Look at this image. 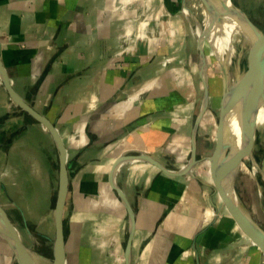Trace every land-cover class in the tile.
Here are the masks:
<instances>
[{"label":"crops","instance_id":"1","mask_svg":"<svg viewBox=\"0 0 264 264\" xmlns=\"http://www.w3.org/2000/svg\"><path fill=\"white\" fill-rule=\"evenodd\" d=\"M175 3L0 0V63L8 82L65 147L73 188L64 264H264L211 188L204 158L212 140L205 133L213 125L214 135L217 119L209 105L197 130L194 177L130 161L115 173L133 212L131 235L127 209L109 182L122 155L145 153L169 170L185 165L184 149L190 156L204 88L197 64L183 55L184 14ZM9 103L0 80V193L18 189L24 178L26 185L39 182L55 168V153L59 171L48 130L26 112L9 117L16 111ZM0 264H14L1 235Z\"/></svg>","mask_w":264,"mask_h":264},{"label":"rangeland","instance_id":"2","mask_svg":"<svg viewBox=\"0 0 264 264\" xmlns=\"http://www.w3.org/2000/svg\"><path fill=\"white\" fill-rule=\"evenodd\" d=\"M174 2H176V7H174L175 10L176 8H180L187 13L186 15L189 14V21L184 15L182 18V20L184 19L183 24L185 27L182 29V33L185 35V48L183 55H190V62L193 65L197 64L198 70V59L200 52V46L198 44L199 40H197L198 34L200 41L203 42L202 50L205 55V62L207 64L208 78L206 79L209 89L208 105L212 109L213 118L214 121H216L218 107L222 102V92L220 89L222 73H220V62L217 59L219 58L220 48L218 47L217 41L220 39V37L223 39V33L225 32L226 27V15L218 10L204 14L199 6V2L196 0H174ZM232 2L236 8L240 9L248 16L249 20L252 21L260 31L264 32V0H232ZM181 54L182 52L180 51V55ZM248 64L249 62L247 58L237 55L233 58L231 69L236 74V76H238L245 71ZM197 81L198 84H200L199 78H197ZM212 131L213 125H209L205 134L211 138L212 142L210 144L209 150H206L207 155L212 152L214 146V135L212 134ZM39 139L40 140L35 143L36 149L38 148L37 151L42 148V145L45 142L44 138L41 137ZM199 141H201V137L199 138ZM252 141V159L256 164V168L254 169L255 178H252L251 176L252 161L249 159V157H244L234 179V190L242 209L246 211L261 228H264V224H262L264 223V178H262L264 177V139H260L256 135L254 138H252ZM183 151L185 153L183 161L187 162L189 159V151L186 149ZM52 157V160L55 162V168H52V172L46 175L40 174L38 178L39 182L26 185L24 178L23 183L21 182L18 184V189L0 193V205L7 214L14 234L27 248L35 249L39 255L50 260L52 259L53 248L51 239H54L53 203L55 198L54 196L57 194L58 178L56 153ZM41 161H44V159L42 158ZM132 163H136L135 165L137 168L140 166L149 165L148 163L144 164L141 162ZM49 183L51 184L52 189L50 191H46L47 184L49 186ZM258 186L260 191L258 190ZM43 188H45V190ZM71 188H73L72 178L69 176L68 190L65 197L62 215L63 235L65 232L67 234L69 227L65 224V219L72 210ZM48 193L49 195L51 193L53 196L51 201L52 204H49L50 201L48 199ZM67 235L69 236V232ZM45 237L50 239L47 240ZM67 240L69 241L70 239L68 238ZM73 250L72 243L69 242V253H73ZM71 256L69 257L71 258ZM72 261L73 260L71 259V262ZM14 264L17 263L14 261Z\"/></svg>","mask_w":264,"mask_h":264},{"label":"water","instance_id":"3","mask_svg":"<svg viewBox=\"0 0 264 264\" xmlns=\"http://www.w3.org/2000/svg\"><path fill=\"white\" fill-rule=\"evenodd\" d=\"M201 3L205 6L208 5L207 0H200ZM233 9L236 11H240L232 4ZM180 13H183L180 10ZM248 26L257 34L258 38L262 40L264 36L260 35L258 32V28L252 24L248 19L246 20ZM200 60L203 61L204 53L202 47H200L199 52ZM201 61L199 62V75L203 82V97L201 106L197 112L196 117L194 118V123L191 129L190 142V156L186 164L178 169V170H169L158 161H156L151 156L140 153L138 155L131 156H120L118 157L111 170L109 172V182L111 183L112 188L115 190L118 198L124 204L127 209V217H128V225H129V235H131L133 230V212L128 206L127 201L121 190L118 188L115 182V173L119 169V167L125 162H144L148 163L151 166L157 167L162 172L171 175V176H181V175H189L194 177L192 173L193 167L199 162V159L196 158V136L197 130L199 127V123L201 118L205 112V109L208 105V93H207V84H206V76L202 75V67ZM253 64L248 65L245 71V76L247 77L250 73H256V70H251ZM261 68L259 64H257ZM262 69V68H261ZM207 67L205 69V72ZM221 73L223 74V67L220 66ZM0 80L8 93L10 101L18 106L23 112H26L30 116H32L35 120L45 126V128L50 133L55 146L58 150V160H59V171H58V187L56 194V201L54 206V239L52 240V261L57 264H63L65 259V251H64V235H63V222H62V213L64 208V202L66 193L68 190V175L66 168V156H65V147L63 142L61 141L59 135L57 134L55 128L42 116L36 113L33 109L27 106L24 102L20 100L17 94L12 90L5 70L0 63ZM225 89V88H224ZM227 114V105L225 102L220 104L217 123L215 126L214 132V146L212 153L209 156H206L204 159L209 162L210 165V175L213 182L211 186L213 192L218 195L221 200V203L225 209V211L230 215L233 219L239 230L259 249V251L264 255V228H261L250 216L244 211L238 201L236 192L234 190V179L241 165L242 159L245 157V154L239 150L234 151L233 144H228L225 142V117ZM253 142V141H252ZM251 142V145L253 144ZM214 207V205H212ZM0 219L3 222L4 230L0 235L7 242L9 247L11 248L14 254V261L17 264H25L21 248L26 247L14 234L9 219L7 217L6 212L3 207L0 205ZM27 248V247H26ZM30 249V248H28ZM57 249V250H56Z\"/></svg>","mask_w":264,"mask_h":264},{"label":"bare ground","instance_id":"4","mask_svg":"<svg viewBox=\"0 0 264 264\" xmlns=\"http://www.w3.org/2000/svg\"><path fill=\"white\" fill-rule=\"evenodd\" d=\"M196 1L199 2L204 14L218 10L226 15L223 39L220 37L217 41L220 48L219 58L216 57L220 62V66L223 67L220 86L221 99L227 105L224 139L226 143L233 144L234 151L239 150L245 154V157H249L252 161L251 176L255 178L254 169L256 164L252 159L251 142L256 135L258 138L264 139V38L260 40L257 34L248 26L246 20H249V18L243 11L233 9L232 0H207V6L203 5L200 0ZM182 11L189 21V14L186 15L187 13L184 10ZM250 22L254 24L252 21ZM258 33L264 36V32L259 30ZM197 40H199V46L203 47L199 34ZM237 55L247 58L248 65L253 64L251 70H256V73L252 75L250 73L247 77H244L246 68L241 75L236 76L231 67L233 58ZM206 65L205 58H203V61H201V74L204 76L207 75V70L205 72ZM205 82L207 84V80ZM202 86H204L203 83ZM207 93L209 96L208 84ZM258 190L260 191L259 186ZM3 230V222L0 219V231ZM21 253L25 264H57L39 255L35 249L22 247Z\"/></svg>","mask_w":264,"mask_h":264},{"label":"built area","instance_id":"5","mask_svg":"<svg viewBox=\"0 0 264 264\" xmlns=\"http://www.w3.org/2000/svg\"><path fill=\"white\" fill-rule=\"evenodd\" d=\"M11 106H14L15 109H16V111L12 110L11 113L8 114L9 117L14 116V114H20V113L22 114V110H21L18 106L14 105V104L10 101V103H9V107L11 108ZM18 116H21V115H18Z\"/></svg>","mask_w":264,"mask_h":264},{"label":"flooded vegetation","instance_id":"6","mask_svg":"<svg viewBox=\"0 0 264 264\" xmlns=\"http://www.w3.org/2000/svg\"><path fill=\"white\" fill-rule=\"evenodd\" d=\"M220 73H221V72H220ZM219 108H220V105H219V107H218V111H217V118H218Z\"/></svg>","mask_w":264,"mask_h":264}]
</instances>
